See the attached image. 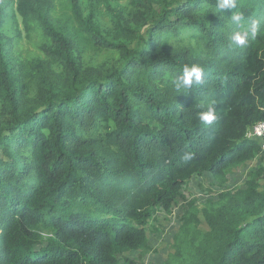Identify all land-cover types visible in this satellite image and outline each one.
I'll return each instance as SVG.
<instances>
[{
    "label": "trees",
    "instance_id": "16d2710c",
    "mask_svg": "<svg viewBox=\"0 0 264 264\" xmlns=\"http://www.w3.org/2000/svg\"><path fill=\"white\" fill-rule=\"evenodd\" d=\"M92 1L0 0V264L151 252L142 224L156 207L170 214L189 179L223 185L263 152L246 133L264 122V0L109 1L107 20ZM9 21L17 37L39 28L40 52L20 61ZM192 64L204 82L178 87ZM173 248L159 264H264V186L252 177L203 208L187 203Z\"/></svg>",
    "mask_w": 264,
    "mask_h": 264
},
{
    "label": "rangeland",
    "instance_id": "374dc122",
    "mask_svg": "<svg viewBox=\"0 0 264 264\" xmlns=\"http://www.w3.org/2000/svg\"><path fill=\"white\" fill-rule=\"evenodd\" d=\"M110 1L113 7L119 4H126L127 0H100L97 5V11L100 13L102 19H108L106 14V3ZM84 10H88V6L94 3L92 0H82ZM252 2H255L254 0ZM252 2L250 4H252ZM255 4V3H254ZM257 7L254 9L256 12ZM11 21L8 22V33L16 36L14 39L15 53L19 60H25L27 57L35 55L39 51V44L45 40L42 31L39 28H33L30 31L24 29L21 36L17 37L14 30L10 31ZM20 28L23 29L22 20L19 18ZM93 53L87 54V58ZM97 59L104 57L103 53H98ZM260 171V172H259ZM256 178L261 185L264 186V151L254 159L234 168L228 176V181L221 185L213 179L209 173L202 176H194L189 179L182 188L183 197L175 204L172 212L167 213L161 206L155 208L152 216L144 220L142 226L145 227L150 245L153 248L151 252H142L141 250H131L119 254L121 263L125 257L133 259L136 264H159L163 263L168 255L174 251L173 242L174 236L178 232L179 226L183 220V214L186 204L193 202L203 208L208 199H218L220 192L232 191L235 192L238 188L244 186L246 180ZM202 229L207 230L202 214ZM41 245H37L36 249L39 250Z\"/></svg>",
    "mask_w": 264,
    "mask_h": 264
},
{
    "label": "clouds",
    "instance_id": "9594fccd",
    "mask_svg": "<svg viewBox=\"0 0 264 264\" xmlns=\"http://www.w3.org/2000/svg\"><path fill=\"white\" fill-rule=\"evenodd\" d=\"M237 5V0H217V7L219 10H226V9H235ZM232 20L239 24L243 19L242 13H233ZM257 22L253 21L251 24V31L254 34L256 31ZM248 37V32L244 31H237L231 36V43L235 44L236 46H244L246 44ZM204 76V69L199 64H192L191 66H185L183 69V74L181 77L178 78L179 87L181 84L185 88H191L192 85L195 84H202ZM202 108L205 105H201ZM199 121L204 124L205 126H210L213 121L216 119L215 111H214V101H209L206 105V110L200 111L198 113ZM191 155L189 153H185L184 159H190Z\"/></svg>",
    "mask_w": 264,
    "mask_h": 264
},
{
    "label": "built area",
    "instance_id": "2783aa9c",
    "mask_svg": "<svg viewBox=\"0 0 264 264\" xmlns=\"http://www.w3.org/2000/svg\"><path fill=\"white\" fill-rule=\"evenodd\" d=\"M246 137L257 140L264 151V122H259L249 128Z\"/></svg>",
    "mask_w": 264,
    "mask_h": 264
}]
</instances>
